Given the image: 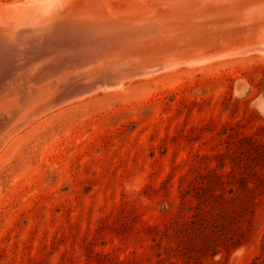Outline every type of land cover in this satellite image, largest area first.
<instances>
[{
  "label": "rangeland",
  "instance_id": "rangeland-1",
  "mask_svg": "<svg viewBox=\"0 0 264 264\" xmlns=\"http://www.w3.org/2000/svg\"><path fill=\"white\" fill-rule=\"evenodd\" d=\"M69 10L91 24L59 54L212 62L99 90L14 134L0 150V264H264V59L216 61L264 35V0Z\"/></svg>",
  "mask_w": 264,
  "mask_h": 264
},
{
  "label": "bare ground",
  "instance_id": "bare-ground-1",
  "mask_svg": "<svg viewBox=\"0 0 264 264\" xmlns=\"http://www.w3.org/2000/svg\"><path fill=\"white\" fill-rule=\"evenodd\" d=\"M70 4L71 0H24L0 9V150L22 127L53 108L99 90L115 92L130 81L170 72L179 64L188 68L212 62H187L178 56L134 66V52L81 60L59 54L66 40L83 35L88 31L85 25L91 24L71 17ZM236 51L216 61L252 54L264 59V35Z\"/></svg>",
  "mask_w": 264,
  "mask_h": 264
},
{
  "label": "water",
  "instance_id": "water-1",
  "mask_svg": "<svg viewBox=\"0 0 264 264\" xmlns=\"http://www.w3.org/2000/svg\"><path fill=\"white\" fill-rule=\"evenodd\" d=\"M93 28V27H92ZM106 28V27H104ZM115 28H107V30H114ZM106 30V29H105ZM119 30V29H118Z\"/></svg>",
  "mask_w": 264,
  "mask_h": 264
}]
</instances>
